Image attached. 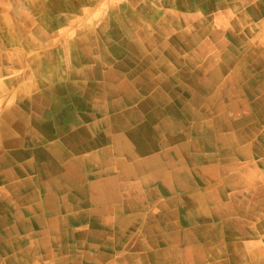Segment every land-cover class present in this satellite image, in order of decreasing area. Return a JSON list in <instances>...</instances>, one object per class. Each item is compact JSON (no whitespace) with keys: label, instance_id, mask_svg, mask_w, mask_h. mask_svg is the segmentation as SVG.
I'll return each mask as SVG.
<instances>
[{"label":"crops","instance_id":"0c3cea01","mask_svg":"<svg viewBox=\"0 0 264 264\" xmlns=\"http://www.w3.org/2000/svg\"><path fill=\"white\" fill-rule=\"evenodd\" d=\"M230 34L238 38L234 42L242 41ZM228 49L217 60L224 63L226 55L238 54ZM254 53H241L251 58L245 71L226 62L225 67L210 65L204 74L217 77L206 94L190 86L185 73L179 74L185 86L175 84L179 92L170 94L164 83L168 69L144 66L121 75L131 84L121 95L84 97L77 112L72 106L77 122L70 119L63 129L50 120L42 126L45 133L36 129L31 135L41 142L38 146L25 141L13 148L0 137V264H264L261 189L246 188L260 176L249 165L261 164V158L249 164L250 151L261 154L264 147L260 127L249 120V105L261 98V90L250 87L264 80V64ZM196 64L181 68L201 76L202 64ZM191 91H196L192 99ZM185 109L195 116L181 115ZM252 112L260 125L261 109ZM176 113L185 119L182 125ZM53 123L57 126L50 128ZM79 127L82 133L74 140L62 141ZM123 137L130 140L121 143ZM55 144L64 145L60 150L67 158L55 159L49 169L46 157L33 160L39 146ZM26 146L33 151L18 158L15 151ZM168 151H176L174 157ZM185 152L193 154L187 162ZM201 164L217 174H184ZM41 166L45 173L39 172ZM13 168L19 172L11 174ZM15 182L39 188L11 190ZM192 196L206 198L199 208L183 203Z\"/></svg>","mask_w":264,"mask_h":264},{"label":"rangeland","instance_id":"374dc122","mask_svg":"<svg viewBox=\"0 0 264 264\" xmlns=\"http://www.w3.org/2000/svg\"><path fill=\"white\" fill-rule=\"evenodd\" d=\"M230 33L242 41L234 42L238 38L232 39ZM169 39L174 41L175 48L178 40H195L189 50L194 52L195 63L202 64V85L196 81H191V85L197 91L199 87L201 95L209 93L212 87L206 84L217 76L204 73L216 62L226 66L217 57L228 51V47L239 54H231L230 64L236 69L248 68L246 62L251 58L241 54L248 49H253L252 56L261 57V65L264 64V0H0V127L21 124V114L17 115V111L9 112L11 115L6 112L1 118L2 112L7 107L19 109L22 102L28 103L30 99L35 100V107L28 112V121L22 124L28 133L40 125L39 119L44 118L42 124H48L50 116L56 117L68 107L69 112L72 106L73 111H79L81 100H78L88 84L95 82L93 76L124 74L129 69L130 58L155 64L152 55L161 51ZM224 42L227 48L223 47ZM213 46L214 50H210ZM182 52V56L189 55ZM177 57L172 55L171 60ZM142 64L141 68H149ZM181 67L177 68L171 84L164 81L170 90L181 82L178 77ZM130 86L127 83L121 94ZM250 89L258 93L261 90V98L249 105V113L253 115V109H261L260 125L257 120L250 126L260 127L263 141L264 80L260 87ZM214 92L218 93L217 89ZM260 158L261 164L249 165L255 176H260L253 177L246 188L261 189L264 220V147L261 154L250 151L249 164Z\"/></svg>","mask_w":264,"mask_h":264},{"label":"bare ground","instance_id":"6f19581e","mask_svg":"<svg viewBox=\"0 0 264 264\" xmlns=\"http://www.w3.org/2000/svg\"><path fill=\"white\" fill-rule=\"evenodd\" d=\"M194 41L195 40H184V42H179V40L176 42L177 43V45H176V48L174 47L175 46V43H174V41H172V40H168V41H165V45H163V47L161 48L162 50L161 51H158L157 50V52H155L153 55H152V57H151V59L152 60H154L155 61V64H152V63H150V64H147V63H145V62H140V61H137L136 60V62L138 63H136L132 58H130V59H128V58H126V60L128 59V60H130L129 62H130V65H129V69H128V71H137L138 70V68H141L142 66H143V64L142 63H144V65H149V68H161L160 66H162V67H166L167 69H168V72L167 73H165L166 75H167V82L168 83H170L171 84V82H172V79L176 76V74H177V68L181 65V64H189V65H191V67L195 64V61L193 60V57H194V52L193 51H190L189 49H191L192 48V46L194 45ZM164 48V49H163ZM210 48V47H209ZM212 48H210V50H211ZM182 51H184L185 53H188L189 55H185V56H182L181 55V52ZM183 53V52H182ZM172 55H178V57L176 58V59H174V60H171V56ZM126 56V55H125ZM190 58H192V60H190ZM226 58L227 59H225L224 61L227 63V67H229V64H230V62H231V55H226ZM124 59V58H123ZM194 61V62H193ZM213 61V60H212ZM123 62V61H122ZM114 63V62H113ZM160 65V66H159ZM50 67V66H49ZM127 67V66H126ZM131 67H133V68H131ZM238 67H239V65H238ZM123 68V67H122ZM118 69V68H117ZM125 69V68H124ZM162 69V68H161ZM188 69L189 70H182V71H180L179 73H178V77L180 78V76H179V74L180 73H185L186 74V80H187V82H189V84H190V86H192L191 85V81H196V83L199 85V86H201L202 85V75L200 76L199 75V73H196V71H194L193 69H191V68H189L188 67ZM152 71V70H151ZM166 72V71H165ZM120 73V72H119ZM137 74H139V73H137ZM55 75V74H54ZM122 74H117V73H106V74H96L95 76L97 77V78H95L94 76H93V78L95 79V82H93V83H89L88 84V86L85 88V90H83V94L80 96V98H79V100L78 101H80L81 99H83L84 97H90V96H92V95H96L97 96V94H98V96L99 95H102V96H107V98H114L115 96H118L119 94L121 95V89L128 83L129 85H130V82H124L123 81V79H122V76H121ZM148 75V74H147ZM151 75V74H150ZM160 76V75H159ZM125 77V76H124ZM158 77V76H157ZM126 78V77H125ZM129 78V77H128ZM121 79H122V81H121ZM127 79V78H126ZM133 80H134V78H133ZM158 80H159V78H158ZM165 80V81H166ZM139 81V80H138ZM155 82V80L153 81V83ZM156 82H157V80H156ZM155 82V83H156ZM98 83V84H97ZM141 83V82H140ZM186 83V82H185ZM151 84V83H150ZM149 84V85H150ZM142 85V84H141ZM206 85H210L211 87L213 86V81H209L208 80V82H207V84ZM182 86H185V85H182V82H180L179 83V85H178V87L180 88V89H182ZM151 87H152V85H151ZM179 88H176V89H172V90H170L171 92H170V94H177L178 92H179ZM184 88H187V87H184ZM20 90V89H19ZM28 91V90H27ZM26 91V92H27ZM164 91V90H163ZM196 92V91H195ZM195 92H193V91H191L190 93H188V96L189 97H191V99L193 98V94L195 93ZM19 94V93H18ZM146 94V93H145ZM144 94V95H145ZM168 96V95H167ZM173 96V95H172ZM185 96V95H184ZM12 97V96H11ZM131 97V96H130ZM88 99V98H87ZM177 99H179V98H177ZM38 100H39V98H38ZM114 100V99H113ZM142 100V99H141ZM171 100H172V98H171ZM189 100V99H188ZM11 101V100H10ZM34 99H30V101L28 102V103H24V102H22V105H20L19 107V109H14L13 107H7V110H6V108H5V110L2 112V116H1V118L2 117H4V115H5V113L7 112V114L9 113V112H13L14 113V111H17V115H20L21 114V124H19L18 123V125H15L14 127H11V128H6V126H1L0 127V137H1V139L3 140V142L5 141L6 143H8V145H9V147H13V148H15V147H17V145L18 144H23L25 141V143L26 144H28V145H37L38 146V144L40 143L41 144V142L39 141V140H35L33 137H32V133L36 130V129H40L43 133H45V129H43V125H45V124H42L43 122H42V120H45L44 118H42V119H39L38 121H40V125L39 126H37V125H35V128L33 129V130H31L30 131V133H28L29 131L25 128V127H23L22 126V124H23V122H25V121H28V118L30 117V113H28L29 111H30V109L31 108H33V107H35L34 106ZM96 101V100H95ZM158 102V101H157ZM164 102V101H163ZM191 102V101H190ZM114 103H115V101H114ZM120 103V102H119ZM121 103H122V101H121ZM124 103V102H123ZM159 103V102H158ZM169 103V102H168ZM146 104V103H145ZM147 105V104H146ZM165 106V105H164ZM163 106V107H164ZM104 107V106H103ZM90 108H91V106H90ZM167 108V107H166ZM165 108V109H166ZM130 109V108H129ZM155 109H156V107H155ZM168 109V108H167ZM43 110V109H42ZM69 110H70V107H68V109H67V111H65V112H63V113H61L60 115H57L56 117L55 116H50V118H48V121H50V120H54V121H57L58 122V124L59 125H62V127H63V129L64 128H66V121H67V123L70 121V119L73 121V123H75V122H77L76 120V118L73 116H71V113L72 112H69ZM149 110V109H148ZM180 110H181V108H180ZM152 111V110H151ZM178 111V110H177ZM188 111L189 110H187V109H185L184 110V112L185 113H181V115H183V116H185V117H187V115H188V117L189 118H192V117H194L195 115H190L191 114V112L188 114ZM122 112V111H121ZM172 113H175V112H172ZM10 114V113H9ZM12 114V113H11ZM10 114V115H11ZM70 114V115H69ZM162 114V113H161ZM164 114V113H163ZM177 114V113H176ZM193 114H194V110H193ZM40 115H42V116H48V115H46L45 113H44V115L43 114H40ZM119 115V114H118ZM44 116V117H45ZM88 116V115H87ZM159 116V115H158ZM121 117V116H120ZM176 117H178L177 119H176V121H179L180 123H181V125H182V123H184L185 122V119L184 118H181L180 116H179V114H177L176 115ZM23 118V119H22ZM127 118V117H126ZM133 118V117H132ZM79 119V118H78ZM159 119V118H158ZM80 120H81V118H80ZM124 120V119H123ZM150 120V119H149ZM249 120L251 121V123H254L253 121H256L255 120V118L253 117V115H251L250 114V116H249ZM153 121V120H152ZM107 122V121H106ZM121 122V121H120ZM108 123V122H107ZM42 124V125H41ZM57 126V124L56 123H53V124H50L49 125V127L50 128H53V127H56ZM77 126V125H76ZM87 126V125H86ZM142 126V125H141ZM140 126V127H141ZM85 128V127H84ZM256 129H257V127H256ZM59 131V130H58ZM213 131V130H212ZM56 132V131H55ZM219 132H220V129H219ZM26 133H28L27 134V136H30L28 139H26V140H23V139H21V138H19V137H24V135H26ZM37 133V132H36ZM52 133V132H51ZM69 133V132H68ZM77 133H82V130H81V128L79 127V132L77 131V129L75 128V131H73V133H72V135H71V137L70 136H68L67 138L66 137H64V138H62V141L64 142H66V141H69V138H71V141L72 140H74V138H75V135H77ZM224 133V132H223ZM39 134V133H38ZM129 134V133H128ZM146 134V133H145ZM62 135H64V136H66L65 135V131H63L62 132ZM61 135V136H62ZM143 135V134H142ZM227 136V135H226ZM44 137V136H43ZM134 138V135H132L131 136V139H133ZM57 139V138H56ZM136 139V138H135ZM141 139V138H140ZM147 139V138H146ZM60 140V139H59ZM128 140H130V138H122V140H121V143H122V141H128ZM119 142H120V139L118 140ZM140 141V140H139ZM142 141V140H141ZM51 142V141H50ZM57 143V142H56ZM3 144V143H2ZM6 146V145H5ZM32 146V147H33ZM47 147H43V146H39L37 149L38 150H36V153L34 154V157H33V160L35 159V157H37V158H43V157H46L47 158V160L49 161L48 162V164H47V166L45 167V166H41V167H38V169H39V172L40 173H45L46 171H47V169H49L50 168V166H51V168H53V166L55 165V163H54V160L55 159H57V161H59V160H63V158H64V156L66 157V154H64V151L66 152V150L64 149L63 150V154H62V152H61V147H63V148H65L64 147V145H61L60 144V146H56V144L53 146V145H50V146H48V145H46ZM183 146V145H182ZM7 147V146H6ZM217 148V147H216ZM30 151H33V150H26V149H24V150H21V151H18V150H16L15 152H17L16 153V155H17V157L18 158H22L23 156H24V154L26 155V153L27 152H30ZM182 151V150H181ZM160 152V151H159ZM175 152L176 151H168V153L169 154H173V157H174V155H175ZM188 152V151H187ZM187 152H185V162H187L189 159H191V157H190V155H193L192 153H187ZM33 153V152H32ZM214 153H216V152H214ZM10 155V154H9ZM29 157V156H28ZM165 157V156H164ZM45 158V159H46ZM67 158V157H66ZM189 158V159H188ZM210 158V157H209ZM212 158L213 157H211V161H212ZM14 159V158H13ZM24 159V158H23ZM45 159H43V160H45ZM15 160V159H14ZM167 160V159H166ZM169 160H171L170 158H169ZM79 161V160H78ZM142 161H143V159H142ZM64 162V161H63ZM215 162V161H214ZM41 163V162H40ZM71 163V162H70ZM73 163V162H72ZM140 163V162H139ZM157 163V162H156ZM49 164H51V165H49ZM61 164V163H60ZM63 164V163H62ZM141 164V163H140ZM185 165L184 166H186V165H188V164H186V163H184ZM144 165V164H143ZM180 165V164H179ZM26 166V165H25ZM28 166L29 167H33L34 166V164H33V162L32 161H30L29 163H28ZM151 166V165H150ZM47 168V169H45V168ZM77 167V166H76ZM130 167V166H129ZM157 167V166H156ZM161 168V167H160ZM182 168H183V166H182ZM188 168V167H187ZM28 169V168H27ZM27 169H25V170H27ZM60 169H61V167H60ZM157 169V168H156ZM177 169H179V168H177ZM190 169V170H189ZM189 169H184V174L185 175H187V174H189V173H191L192 175H195V176H197V177H205V176H211V175H216L217 174V170L216 169H214L212 166H208V167H204V165L203 164H201V165H198L197 167H191L190 168V166H189ZM24 170V171H25ZM69 170V169H68ZM27 171H29V170H27ZM19 172V170L18 169H12L11 170V174L13 173V174H17ZM32 172V171H31ZM54 172V171H53ZM72 172V171H71ZM151 173V172H150ZM180 174H183L182 172H179ZM243 173V172H242ZM71 174V173H70ZM161 174V173H160ZM176 174V173H175ZM178 174V173H177ZM23 175V174H22ZM33 175V174H32ZM50 175V174H49ZM72 175V174H71ZM228 175H229V173H228ZM24 176V175H23ZM31 176V175H30ZM14 177V176H13ZM48 177V176H47ZM53 177V176H52ZM57 177V176H56ZM157 177V176H156ZM181 177V176H180ZM53 179V178H52ZM152 179V178H151ZM218 179V178H217ZM220 179V178H219ZM27 180V179H26ZM39 181V180H38ZM58 181V180H57ZM243 181V180H242ZM40 182V181H39ZM38 182V183H39ZM71 182V181H70ZM97 182H98V180H97ZM153 182V181H152ZM175 182V181H174ZM173 182V183H174ZM33 183V182H32ZM243 183V182H242ZM41 184V183H40ZM54 184V183H53ZM100 184V183H99ZM164 184V183H163ZM193 184V183H192ZM96 185H98V184H96ZM223 185V184H222ZM24 186H25V188L27 189V190H37V188H39V185L38 184H33L32 186H31V183H28V182H22V183H20L19 184V182H15V184L12 186L11 185V187H10V189L12 190H17V189H22L23 190V188H24ZM197 187V186H196ZM99 188V187H98ZM220 188V187H219ZM72 189V188H71ZM97 189V188H96ZM55 190V189H54ZM53 190V191H54ZM197 190V189H196ZM42 191V190H41ZM94 191V190H93ZM189 191V190H188ZM187 192V191H186ZM91 193H93V192H91ZM191 193V192H190ZM194 193V192H193ZM197 193V192H196ZM188 195V194H187ZM16 197V196H15ZM183 198V197H182ZM202 198H206V197H202ZM202 198H198V197H196V196H192L191 198H188V199H184L183 200V203H185L186 202V204H189V202L191 203V204H193V205H196L197 207L198 206H202ZM172 201V200H171ZM174 202V201H173ZM25 203V202H24ZM98 205V204H97ZM187 206V205H186ZM199 208V207H198ZM45 212V211H44ZM43 213V212H42ZM52 223V222H51ZM14 232V231H13ZM203 233V232H202ZM193 235H195V234H193ZM79 242V241H78ZM148 244V243H147ZM193 250V249H192ZM113 257V256H112ZM40 259V258H39Z\"/></svg>","mask_w":264,"mask_h":264}]
</instances>
